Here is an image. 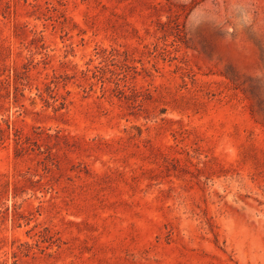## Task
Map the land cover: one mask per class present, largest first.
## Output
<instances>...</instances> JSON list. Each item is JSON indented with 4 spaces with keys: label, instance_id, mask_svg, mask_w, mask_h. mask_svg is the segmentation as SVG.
<instances>
[{
    "label": "rangeland",
    "instance_id": "1",
    "mask_svg": "<svg viewBox=\"0 0 264 264\" xmlns=\"http://www.w3.org/2000/svg\"><path fill=\"white\" fill-rule=\"evenodd\" d=\"M0 264H264V0H0Z\"/></svg>",
    "mask_w": 264,
    "mask_h": 264
}]
</instances>
